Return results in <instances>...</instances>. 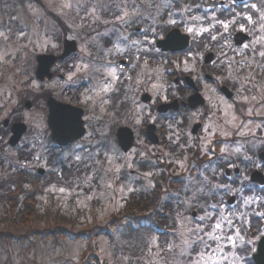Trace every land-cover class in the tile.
<instances>
[{"label": "flooded vegetation", "instance_id": "1", "mask_svg": "<svg viewBox=\"0 0 264 264\" xmlns=\"http://www.w3.org/2000/svg\"><path fill=\"white\" fill-rule=\"evenodd\" d=\"M132 4L135 8L130 17L124 16L123 21L110 18L102 32L96 33L99 42L92 34L82 39H68L75 49L68 56L57 58L50 66V79L41 81L57 78L59 83H65L55 88L57 92L53 94L46 95L47 91L46 97L42 90L47 116L50 98L81 111L83 136L65 147L54 144L55 148L58 151L102 150V146L113 139L116 148L123 152L117 132L128 128L132 134V149L139 133L129 119L133 120L137 113L133 104L141 103L149 107L150 113L148 121L139 127L140 138L145 145L156 147L158 165L164 169L158 170L154 178L170 185L165 191L168 195L174 182L170 180L173 154L186 162L185 168L180 169L185 174L184 185L194 181L205 186L207 193L199 198L203 205L216 203L220 198L226 205H232L241 199L239 193L233 197L223 189L217 190L215 198H210L208 182L229 185L232 191L244 187L243 195H253L248 188L251 185L255 194L264 195L260 191L264 188V57L260 55L264 52V20L261 19L264 0H237L235 4L232 0H132ZM252 4H256V9L251 8ZM249 15L251 22L245 18ZM158 16L160 20L155 21ZM132 17L138 22L133 23ZM166 19H175L177 23L165 26ZM217 21L228 23V30ZM187 27L197 30L204 27L209 31L193 36L187 32ZM172 30L178 32L167 48L159 46L158 42ZM213 35L216 40L211 39ZM64 39L67 38L62 39L58 50L44 54L58 57ZM133 40L139 42L135 47L131 44ZM145 48L150 51H142ZM85 64L88 70H76V65ZM111 68L116 69L118 81L108 76ZM73 72L69 80L66 75ZM104 82L112 83L113 89L101 92ZM59 93L66 96H56ZM159 106L165 109L159 111ZM250 109L251 116L248 115ZM148 125L153 127L156 142L147 136ZM205 128L217 135L211 137ZM90 130L96 131L93 141L85 143L83 137ZM220 131L229 135L220 136ZM239 131L245 135H239ZM206 137L212 140L214 153L201 151ZM221 147L227 149L223 154ZM159 156L164 160H158ZM181 192L174 197L183 198ZM240 211L247 214L244 242L252 240L254 245L252 249L239 246L235 252L243 258V264H256L253 255L264 238L260 234L264 232V220L253 212L264 211V208L253 204L241 206ZM196 212L192 210L191 216L195 217ZM230 250L225 249V254Z\"/></svg>", "mask_w": 264, "mask_h": 264}, {"label": "rangeland", "instance_id": "2", "mask_svg": "<svg viewBox=\"0 0 264 264\" xmlns=\"http://www.w3.org/2000/svg\"><path fill=\"white\" fill-rule=\"evenodd\" d=\"M41 3L39 6L32 0H0V128L4 129L5 118L21 121L27 127L14 147L8 145L9 132L8 128L4 129L7 133L1 137L0 179L16 170L18 153L27 149L33 154L25 164L27 170L36 173L37 168H42L45 170L42 176L52 172L60 181L45 183L48 176L39 179L40 190L33 197L35 209L43 214L44 220L33 224L31 232L26 226L14 227L0 220V264H187L190 258L180 254L181 248L169 251L168 244L175 241L180 245L176 230L181 229V217H192V210L197 211L196 216L203 214L199 198L207 192L200 182L184 185L185 174L181 172L186 162L175 154L171 157L170 180L175 182L176 188L171 187L168 195L165 191L170 185L159 178L158 182L155 180L154 174L164 168L158 165L156 147L145 145L139 129L148 121V106L133 104L137 113L129 120L139 134L133 148L127 151L118 150L113 139L102 146V150H51L47 142L49 129L44 99L65 83H59L57 78L38 81L34 75L36 56L58 50L63 38L82 39L92 34L99 42L96 33L102 32L110 18L123 21L121 17L132 15L135 8L132 0H41ZM132 18L133 23L138 22L136 17ZM56 19L64 22L65 31L57 25ZM159 20L160 17H156L155 21ZM169 21H164L165 26L172 25ZM69 74L73 76L74 72ZM26 100L31 102L29 108L24 107ZM94 133L96 131H88L83 141L91 143ZM97 138L100 140L102 136ZM161 156L158 160L163 161ZM156 183L161 190L160 204L170 205L168 211L172 214L167 220L168 225H172L169 228L175 232L158 235L147 227L124 229L129 219L121 213L125 202L151 194ZM61 187L66 189L64 193L58 191ZM202 187L203 193L200 192ZM129 188L133 191L129 192ZM179 191L183 198L174 197ZM2 215L0 210V217ZM55 218L59 219L56 227L62 232L57 243L51 237L44 238L46 232L55 227ZM240 221L237 227L242 229L243 236L247 223L245 219ZM15 234L24 235L21 243L15 239ZM253 245L245 243L244 239L238 240L235 249L239 246L252 249ZM235 249H228L226 253ZM92 260L98 262L92 263Z\"/></svg>", "mask_w": 264, "mask_h": 264}, {"label": "snow or ice", "instance_id": "3", "mask_svg": "<svg viewBox=\"0 0 264 264\" xmlns=\"http://www.w3.org/2000/svg\"><path fill=\"white\" fill-rule=\"evenodd\" d=\"M232 2L233 4H235L237 0H232ZM244 6L248 7L247 4H245ZM256 7V4L251 5L252 9H256ZM245 18L249 22L252 21V17L250 15ZM120 19H123V17H121ZM192 19L199 20L201 19V17H193ZM261 19L264 20V15L261 16ZM169 22L173 25L177 23L175 19H172ZM217 22L221 24L225 31L228 30V23H225L223 21ZM262 27H264V25H262ZM186 30L193 36L209 31L208 28L204 27H201L198 30L194 29L193 27H187ZM243 30L244 27L243 25H241V31ZM123 39L127 40L128 38L123 37ZM211 39L216 40L217 37L213 35L211 36ZM138 43L139 42L136 40L131 41L133 47H135ZM244 47L247 48L248 45H244ZM142 51H150V49L145 48L142 49ZM260 55L264 57V52H261ZM136 59H140L139 55L136 56ZM111 63L112 62L110 61L109 64ZM75 67L78 72L86 71L89 68L87 64L82 66L76 65ZM185 70H187V64L185 65ZM97 71H99V69H97ZM108 76L111 77L112 81L119 80V76L116 75L115 68H111L109 70ZM71 79L72 75H69V80ZM112 89V83L104 82L100 88V91L107 93ZM248 115H253L251 109L248 111ZM233 119H236V117L234 116ZM205 131L209 132L211 137L217 135V132L211 131L210 128H205ZM218 134L223 137H227L229 135V133L226 131H220ZM238 134L241 136L245 135L243 131H239ZM205 140L206 145L201 149V151L205 154H208L210 152L214 153L215 148L211 147L212 140L208 137H206ZM226 151V147L220 148L221 154L225 153ZM237 151H239V149H237ZM176 163H179L181 167L184 166L182 162L177 161ZM207 167L208 165H205V168ZM148 175H151V173H149ZM205 180H207L206 177ZM207 187L209 190L210 198H215L218 194L217 190L223 189L225 194L231 195L233 197L237 196V194L239 193L241 199L235 204L226 205L223 199L220 198L216 203H205L204 205H202L201 208L203 214L198 215L195 218L182 216L181 229L176 230V238L180 240V245H176L175 241H173L168 244V250L172 251L175 247H180V254L182 256H187L190 258L188 259L187 264H243V258L239 255V253L232 251L229 254H225V249H235L237 247V241H242L244 239L241 234L242 229L240 227H237V222L245 219L247 215L246 213H242L240 211L241 206L248 207L250 205L256 204L264 208V195L255 194V189L251 185H249L248 188L249 191L253 193V195H243L244 187H241L236 191H232L229 185L212 184L211 182L207 183ZM58 191L64 193L66 189L61 187L58 189ZM128 191L131 192L133 191V189L129 188ZM260 191L264 192V188H262ZM200 192H204L203 187L200 188ZM253 215H256L264 220V211L253 212ZM260 234L264 235V232H261ZM248 243H253V241L249 240Z\"/></svg>", "mask_w": 264, "mask_h": 264}, {"label": "trees", "instance_id": "4", "mask_svg": "<svg viewBox=\"0 0 264 264\" xmlns=\"http://www.w3.org/2000/svg\"><path fill=\"white\" fill-rule=\"evenodd\" d=\"M32 1H34L39 6L42 4L41 0ZM56 23L63 31H65V25L61 19H56ZM6 133V130L0 128V151H2L1 137L3 138ZM48 143L50 145L49 149L53 150L54 148L51 146L52 143L50 142L49 138ZM32 155L33 154L31 150L27 151V149H24V151H20L16 159L17 162H19L16 170L14 169L12 173L0 179V210L3 212L0 220L7 221L14 227H18L20 225L26 226V228H28V232L30 231V228L33 224L44 220L43 214H38L35 209V200L33 197V194L40 190L39 179L48 176V179L45 183L60 181L59 178L52 172H49L44 176H39L37 173L27 170L25 164L31 160ZM52 156L54 157L55 155ZM48 163L51 164L52 161L49 160ZM65 169L66 168H64V170ZM65 178H69L68 174H66ZM174 185L175 184L172 182V188H174ZM160 192L161 190L158 188L156 183L154 191L151 194L146 195L145 197L142 196L141 198L132 197L125 202L121 209V213H123L125 216H128L129 219L127 220V223L123 225L124 229L137 230L138 228L144 227L151 229L150 226H155L156 228L161 229L160 232L156 231L158 235L169 233V227L172 225H168L167 217L168 215L172 214V212L168 211L170 207L165 203L160 204ZM54 223L55 224L53 226L55 227L52 228V230H48L46 232L47 236L45 234L44 238L48 239L51 237L57 243L62 232L56 227L59 226L58 218L54 219ZM164 229H167L168 231H162ZM170 230H172V228ZM36 231L37 233H40L39 229ZM123 234H125V232H123ZM6 236L9 237L10 234H7ZM14 237L21 243L23 241L24 235L15 234ZM128 264H130V262H128Z\"/></svg>", "mask_w": 264, "mask_h": 264}, {"label": "water", "instance_id": "5", "mask_svg": "<svg viewBox=\"0 0 264 264\" xmlns=\"http://www.w3.org/2000/svg\"><path fill=\"white\" fill-rule=\"evenodd\" d=\"M178 30H172L162 41L158 42V45L162 48H167L168 42L174 39ZM72 41H64L63 52L58 57L53 55L41 54L36 57L37 68L35 76L42 80L44 77L50 78L52 74L49 72L50 66L54 63L57 58H64L71 51L75 49ZM166 44V45H165ZM30 102H25V107H30ZM48 106V119L47 125L51 131V140L60 146H66L73 140L81 137L84 134V128L82 126V120L80 118L81 111L70 106L56 102L53 98L47 101ZM164 107H158L159 111L164 110ZM9 120H3V126L7 127ZM153 127L147 126L146 133L148 138L152 142H156L157 138L152 132ZM11 135L8 139L10 146H15L23 133L26 131V125L22 122H14L10 126ZM119 144L123 151H127L132 145V134L128 128H120L117 132ZM39 173L43 172V169H38ZM256 264H264V238L258 243L257 252L253 255Z\"/></svg>", "mask_w": 264, "mask_h": 264}]
</instances>
